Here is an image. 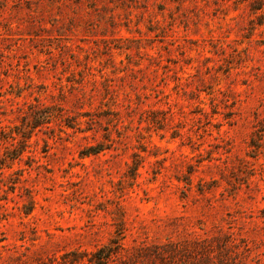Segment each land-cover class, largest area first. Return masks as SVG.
Here are the masks:
<instances>
[{"label":"rangeland","instance_id":"rangeland-1","mask_svg":"<svg viewBox=\"0 0 264 264\" xmlns=\"http://www.w3.org/2000/svg\"><path fill=\"white\" fill-rule=\"evenodd\" d=\"M0 157V264H264V0H0Z\"/></svg>","mask_w":264,"mask_h":264},{"label":"trees","instance_id":"trees-1","mask_svg":"<svg viewBox=\"0 0 264 264\" xmlns=\"http://www.w3.org/2000/svg\"><path fill=\"white\" fill-rule=\"evenodd\" d=\"M52 116H57V115H53V113H50V111L45 113V116L43 118H41L42 121L40 122H48V120L51 119ZM34 122H38V121H34ZM66 126L68 127H72L70 125V123H65ZM34 126V125H33ZM32 126V127H33ZM26 137V136H25ZM21 145L19 147H15L11 150H7L6 153H4L5 157L9 158V159H15L18 158L21 154V152H23V150L26 147V143L21 142ZM100 148L96 147V146H89L87 147V149L85 150L84 154H94L99 152ZM0 157V165L3 164L1 161ZM114 242H118V240L114 241ZM120 245L116 244L113 247H111L110 244L108 245H104L102 247L97 248L96 250H94L91 253V259L89 260V264H109V261L111 260L112 256L117 253L118 251L116 249H119ZM73 261H75V259H73ZM71 261V262H73Z\"/></svg>","mask_w":264,"mask_h":264}]
</instances>
